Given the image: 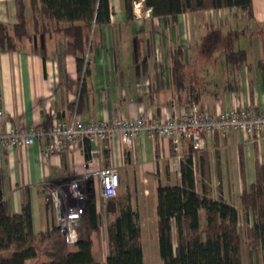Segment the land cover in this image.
Listing matches in <instances>:
<instances>
[{
  "label": "crops",
  "instance_id": "1",
  "mask_svg": "<svg viewBox=\"0 0 264 264\" xmlns=\"http://www.w3.org/2000/svg\"><path fill=\"white\" fill-rule=\"evenodd\" d=\"M108 1L109 20L94 23L90 30L84 74L77 70L70 39L60 32L37 31L30 2L25 0L30 38L12 50H0V130L44 127L49 117L67 120L74 110L82 121L177 112L190 103L179 97L172 80L171 54L177 47L183 51L185 86L194 89L191 102L200 109L215 115L234 106L264 107V0H252L251 18L236 6L157 17L145 11L143 0H139L141 8L133 7L128 16L124 0ZM15 22L16 0H0V23ZM211 30L220 39L209 47L202 37ZM227 50H243L245 60L232 66L226 62ZM45 141L40 137L29 147H6L0 157L4 199L20 218L22 240L52 228L42 182L81 180L99 213L107 199L93 172L114 166L119 174L116 195L139 231L142 264H162L157 187L180 180V170L170 167V140L142 132L127 148L116 135L105 142L85 140L47 158ZM203 147L211 197L232 203L238 223L243 217L245 225H252L253 217L244 213L240 195L255 179L256 162H264V134L258 138L240 131L207 135ZM93 148L98 151L92 153ZM189 149L193 151L184 144L183 154ZM104 236L105 249L97 240L92 247L101 264H106L108 255L106 231Z\"/></svg>",
  "mask_w": 264,
  "mask_h": 264
},
{
  "label": "trees",
  "instance_id": "2",
  "mask_svg": "<svg viewBox=\"0 0 264 264\" xmlns=\"http://www.w3.org/2000/svg\"><path fill=\"white\" fill-rule=\"evenodd\" d=\"M29 2L35 29L42 33L60 32L70 39L76 51L77 70L87 74L85 59L90 46V30L94 23L109 20V1ZM143 6L157 17L234 6L252 17V0H143ZM124 7L131 16L133 0H124ZM25 38H30L25 0H16V22L12 26L0 23V50H12ZM219 39L218 32L211 30L202 37V42L212 47ZM225 58L227 63L237 66L245 60V53L227 50ZM184 69L183 51L177 47L171 54L172 80L179 97L191 102L194 89L186 88ZM193 95L198 97L196 92ZM50 126L49 117L44 128ZM210 192L205 154L189 149L180 162L179 182L157 187L158 246L162 264H242L244 246L249 252L253 249L263 251L264 256V162H256L255 179L240 195L244 213L253 217V224L244 226L243 231L235 206L222 199H213ZM87 195L82 219L84 233L75 244L66 243L56 227L31 233L28 240H22L20 218L10 211L4 199L0 170V264H101L92 250L98 238L100 214L92 193L88 191ZM106 212L111 216L106 228V264H142L139 231L134 217L123 211L119 195L108 200Z\"/></svg>",
  "mask_w": 264,
  "mask_h": 264
},
{
  "label": "built area",
  "instance_id": "3",
  "mask_svg": "<svg viewBox=\"0 0 264 264\" xmlns=\"http://www.w3.org/2000/svg\"><path fill=\"white\" fill-rule=\"evenodd\" d=\"M135 7L138 4H134ZM145 11L149 9L145 8ZM87 62V56L85 59ZM163 113L159 117L138 116L135 118L116 116L110 120L82 121L74 110L67 120L54 117L49 129L32 125L11 126L0 130V157L6 147H29L36 138H46L45 158L87 140L91 143L105 142L116 135L127 148H131L136 136L146 132L152 137L169 139L172 147L171 170L179 171L184 144L193 151L204 146L207 135H225L240 131L258 138L264 134V107L255 109L234 106L218 114L202 110L190 102L181 110ZM2 114L0 113V119ZM98 149H91L96 153ZM99 179L101 195L105 199L116 196L119 174L114 166H104L93 172ZM46 192V206L52 217V227L58 228L66 243L73 245L78 239L77 227L86 213L87 190L79 179L68 182H42Z\"/></svg>",
  "mask_w": 264,
  "mask_h": 264
},
{
  "label": "rangeland",
  "instance_id": "4",
  "mask_svg": "<svg viewBox=\"0 0 264 264\" xmlns=\"http://www.w3.org/2000/svg\"><path fill=\"white\" fill-rule=\"evenodd\" d=\"M134 4H138V5L135 7ZM133 7H134V9L135 8L136 9L141 8L140 7V1L139 0H133ZM30 26H31V21L29 19L28 27H30ZM203 148L204 147H202L198 151H201ZM45 198H46V196H45ZM87 198H88V195H87ZM108 200L109 199H107V201L104 203V205H105L104 209H100V212H99V214H100V227H99V231H98L97 236L98 237L100 236L101 239H100V237H99V240H98V238H96L97 243H99V244L102 243V248H104V249H105V236H104V234H105V231L107 228V224H108L109 220L111 219V216L106 212V206H107ZM45 204H46V202H45ZM82 219H81V222L79 223V225L77 227L78 228L77 231H79L78 237L84 233V229H83V225H82ZM244 226H246V225H245V222H244L243 217H242V220H239V227L241 228L242 231H243ZM242 264H264L263 251H256L253 249L252 251L249 252L248 248L246 246H244L243 251H242Z\"/></svg>",
  "mask_w": 264,
  "mask_h": 264
},
{
  "label": "water",
  "instance_id": "5",
  "mask_svg": "<svg viewBox=\"0 0 264 264\" xmlns=\"http://www.w3.org/2000/svg\"><path fill=\"white\" fill-rule=\"evenodd\" d=\"M148 12H149V13H151V11H150V10H149Z\"/></svg>",
  "mask_w": 264,
  "mask_h": 264
}]
</instances>
